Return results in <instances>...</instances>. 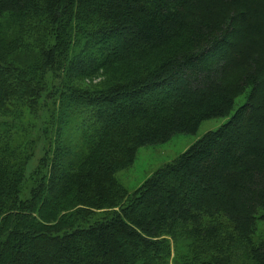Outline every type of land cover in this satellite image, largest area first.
I'll use <instances>...</instances> for the list:
<instances>
[{"label": "trees", "instance_id": "trees-1", "mask_svg": "<svg viewBox=\"0 0 264 264\" xmlns=\"http://www.w3.org/2000/svg\"><path fill=\"white\" fill-rule=\"evenodd\" d=\"M0 264H264V0H0Z\"/></svg>", "mask_w": 264, "mask_h": 264}, {"label": "rangeland", "instance_id": "rangeland-1", "mask_svg": "<svg viewBox=\"0 0 264 264\" xmlns=\"http://www.w3.org/2000/svg\"><path fill=\"white\" fill-rule=\"evenodd\" d=\"M227 119L228 117L207 120L200 125L196 133H177L167 142L141 147L134 164L118 173L119 180L130 191L138 188L156 170L178 157L208 131L220 127ZM42 149L43 145H40L28 165L27 173L37 165L38 160L44 153ZM262 229L263 226L259 227L258 232Z\"/></svg>", "mask_w": 264, "mask_h": 264}]
</instances>
